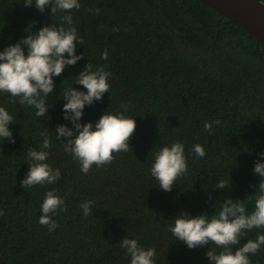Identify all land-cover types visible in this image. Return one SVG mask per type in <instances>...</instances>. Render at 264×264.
I'll use <instances>...</instances> for the list:
<instances>
[{"label": "trees", "instance_id": "16d2710c", "mask_svg": "<svg viewBox=\"0 0 264 264\" xmlns=\"http://www.w3.org/2000/svg\"><path fill=\"white\" fill-rule=\"evenodd\" d=\"M264 2V0H261ZM80 9L40 12L22 0H0V50L24 36L30 22L34 30L72 15L84 43V56L55 77L47 97L48 115L9 103L0 93V106L13 116L15 143L0 146V264H130L120 240L129 237L144 247H155V264H209L207 248L189 249L174 241L169 231L181 212L209 215L219 211L225 198L246 199L254 208L255 186L260 182L254 164L264 157V42L238 22L202 0H79ZM99 9V12L89 11ZM107 50V59L102 55ZM87 63L111 73L110 89L102 100L86 105L81 122H95L104 111H123L136 121L128 152L87 173L56 140L63 118L62 96L75 84ZM219 119L210 134L205 121ZM47 130L52 147L48 163L59 168L54 185L28 189L20 181L29 170L27 151L39 150L41 132ZM185 145L187 174L164 191L151 175L155 153L175 141ZM206 152L197 158L192 148ZM219 180L230 187L218 189ZM55 189L65 198L67 210L53 219L49 231L39 223L45 192ZM211 197V198H210ZM94 202L93 215L80 207ZM264 229L242 238L255 239ZM214 247V245H209ZM264 264V246L251 257Z\"/></svg>", "mask_w": 264, "mask_h": 264}, {"label": "clouds", "instance_id": "9594fccd", "mask_svg": "<svg viewBox=\"0 0 264 264\" xmlns=\"http://www.w3.org/2000/svg\"><path fill=\"white\" fill-rule=\"evenodd\" d=\"M24 6H34L40 12L50 8L51 17L58 12L70 13L73 9H80L79 0H22ZM99 12V9H89ZM63 23L57 25L52 22L34 30L35 23L30 22L25 28V35L15 43H11L0 50V93L9 94V103H19L35 110V116L45 117L51 106L47 103L56 86L55 77L61 76L66 67L74 66L84 52L77 54L78 45L84 43L79 37L77 28L73 25L72 15H64ZM107 50L102 59H107ZM75 84L83 89L70 86L65 89L62 98L63 118L70 121L59 124L55 128L56 140L65 138L64 151L79 162L81 171L87 174L95 165L104 167L114 160V153L131 150L129 141L136 129L135 118L125 113L128 105H122L123 111H104L95 122H81L86 105H93L102 100L106 92L109 93V78L111 73L104 66L94 67L87 63L79 72ZM15 123L9 111L0 106V146L7 140L15 143L13 130L9 125ZM219 119L212 122L205 121L204 129L210 134L213 125L220 126ZM43 141L39 150L29 148L27 151L29 170L20 181L23 189L35 185H54L61 179L59 168H53L48 163L49 151L52 143L47 130L41 132ZM192 151L197 158L206 155L204 147L197 143ZM264 157V152L259 154ZM188 164L185 155V145L175 141L164 145L155 153L151 175L158 181V187L164 191H171L176 181L187 174ZM254 173L260 177L255 186L254 208L249 211L247 200L225 198L219 211L209 215L207 212L191 215L181 212L174 217V225L169 231L175 237L174 241L183 242L189 249L207 248L206 256L209 264H252L251 257L256 255L264 246V233H259L255 239L242 238L253 229H264V161L257 160ZM218 189L230 187V181L219 180L214 185ZM211 198V197H210ZM94 202L87 200L81 203L84 216L93 215ZM65 198L58 195L55 189L45 192L41 204L39 223L54 231L58 224L53 216L58 211H66ZM3 215V210H0ZM209 245H214L210 247ZM120 247L126 250L130 257V264H155V247H144L135 238L124 237L120 240Z\"/></svg>", "mask_w": 264, "mask_h": 264}, {"label": "water", "instance_id": "95a60500", "mask_svg": "<svg viewBox=\"0 0 264 264\" xmlns=\"http://www.w3.org/2000/svg\"><path fill=\"white\" fill-rule=\"evenodd\" d=\"M238 22L264 42V2L261 0H202Z\"/></svg>", "mask_w": 264, "mask_h": 264}]
</instances>
